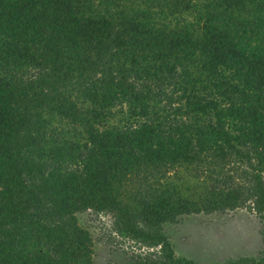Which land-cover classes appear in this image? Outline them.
Returning <instances> with one entry per match:
<instances>
[{"label": "trees", "instance_id": "obj_1", "mask_svg": "<svg viewBox=\"0 0 264 264\" xmlns=\"http://www.w3.org/2000/svg\"><path fill=\"white\" fill-rule=\"evenodd\" d=\"M203 1L0 0V264H90L87 209L160 244L151 264H196L159 231L176 213L264 222V0ZM177 167L209 181L196 201L121 200Z\"/></svg>", "mask_w": 264, "mask_h": 264}, {"label": "rangeland", "instance_id": "obj_2", "mask_svg": "<svg viewBox=\"0 0 264 264\" xmlns=\"http://www.w3.org/2000/svg\"><path fill=\"white\" fill-rule=\"evenodd\" d=\"M203 3L197 0L185 17L194 15ZM198 175L188 168L177 167L165 169L163 178L157 173L145 183L141 182L142 176H135L119 188V195L127 207H133L144 193L156 194L162 190L157 184L169 181L179 193L196 201L195 197L209 183L203 175ZM76 221L92 242L90 264H151L160 255V244H139L132 237L135 234L127 232L112 214L87 209L76 213ZM157 225L176 257L196 264L264 263V222L247 208L181 212Z\"/></svg>", "mask_w": 264, "mask_h": 264}]
</instances>
